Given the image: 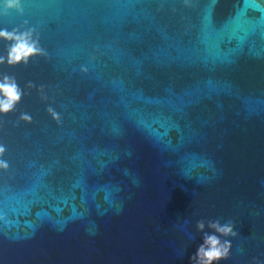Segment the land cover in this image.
I'll use <instances>...</instances> for the list:
<instances>
[{
    "label": "water",
    "instance_id": "obj_1",
    "mask_svg": "<svg viewBox=\"0 0 264 264\" xmlns=\"http://www.w3.org/2000/svg\"><path fill=\"white\" fill-rule=\"evenodd\" d=\"M21 3L0 29L47 55L0 66L25 93L0 117V264H189L201 219L234 223L221 264H264V0Z\"/></svg>",
    "mask_w": 264,
    "mask_h": 264
},
{
    "label": "clouds",
    "instance_id": "obj_2",
    "mask_svg": "<svg viewBox=\"0 0 264 264\" xmlns=\"http://www.w3.org/2000/svg\"><path fill=\"white\" fill-rule=\"evenodd\" d=\"M14 12L17 16L24 15L21 0H2L0 3V17H7ZM0 41L7 47L5 55H0V66L14 69L20 66L27 67L30 61L46 57L47 53L40 45L39 34L36 28L28 27L25 21L19 27L9 31L7 28L0 29ZM82 73H87L86 67H81ZM26 88L35 87L32 82L25 85ZM43 92V86L37 89ZM24 89L20 87L16 78L8 74L0 75V117H6L16 110V107L24 97ZM53 122H59L60 114L51 106L45 109ZM19 122L30 124L32 116L29 113H21ZM6 147L0 145V171H7L9 163L3 159ZM195 194V193H193ZM207 228L209 231H205ZM197 233H202V243L197 251L190 257L189 264H221L230 257L232 248L231 240L238 236L234 231V223L227 221L223 224L219 220H198L195 223ZM194 239V237H191ZM230 238V239H229ZM252 264H261V261L253 258Z\"/></svg>",
    "mask_w": 264,
    "mask_h": 264
}]
</instances>
